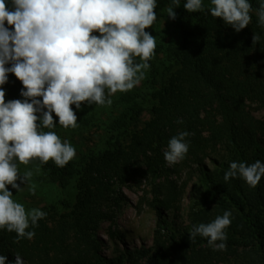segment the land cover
Instances as JSON below:
<instances>
[{"label":"trees","instance_id":"1","mask_svg":"<svg viewBox=\"0 0 264 264\" xmlns=\"http://www.w3.org/2000/svg\"><path fill=\"white\" fill-rule=\"evenodd\" d=\"M184 2L174 6L175 20L166 11L156 13L178 40L156 45L144 84L149 90L136 98L124 96V112L106 131L105 148L62 168L38 161L51 181L64 188L74 182L76 192L62 203L64 213L45 210L47 216L30 229L32 240L17 243L15 232L0 229V255L7 256V264H15L16 253L25 264H264V177L255 188L241 178L223 179L230 162H264V120L252 110L255 104L264 112V29L255 11L249 26L237 33L211 16L210 0H203L204 10L196 13L187 12ZM249 2L255 10L261 0ZM254 32L262 36L255 46ZM159 54L165 60L156 65ZM7 85L10 99H20L23 85L14 74ZM144 112L150 119L138 129ZM179 130L191 133L189 151L168 167L164 151ZM207 160L213 170L205 167ZM195 166L200 186L193 191L188 225H179ZM134 182H147L151 189L147 204L157 216L151 248L125 245L126 233L119 230L128 202L125 189ZM225 210L232 213L225 249H213L200 236L190 241L193 225L211 222ZM106 223L108 238L123 244L113 255L105 252L109 246L99 235Z\"/></svg>","mask_w":264,"mask_h":264},{"label":"clouds","instance_id":"2","mask_svg":"<svg viewBox=\"0 0 264 264\" xmlns=\"http://www.w3.org/2000/svg\"><path fill=\"white\" fill-rule=\"evenodd\" d=\"M179 3L170 0L164 9L168 18H177L174 6ZM183 7L189 13L204 10L203 0H185ZM156 8L157 0H0V229L15 232L17 243L32 240L35 231L30 229L47 216L40 208L26 210L9 190L10 185L18 193L28 188L35 194L33 172L21 173L20 165L53 161L66 166L77 153L52 131L57 127L53 113L59 126L75 128L78 117L72 105H111L115 93L128 92L143 81L156 49V37L146 31L157 20ZM208 11L237 33L249 26L255 11L264 29V0L255 10L249 0H210ZM261 40L254 32L253 46ZM10 74L22 82V100L5 102L2 86ZM190 135L179 130L170 138L164 151L169 165L185 157ZM262 177L264 162L233 161L223 179L227 183L241 178L255 188ZM231 217L225 210L211 222L193 225L190 241L200 236L213 249H225ZM0 264H7V256L0 255ZM15 264H25L19 253Z\"/></svg>","mask_w":264,"mask_h":264},{"label":"rangeland","instance_id":"3","mask_svg":"<svg viewBox=\"0 0 264 264\" xmlns=\"http://www.w3.org/2000/svg\"><path fill=\"white\" fill-rule=\"evenodd\" d=\"M168 3L169 0H157V8L155 9V12L157 14L163 13ZM146 31L156 37V45L169 44L178 40V34L174 28L169 26L161 17L154 22L151 28L146 29ZM164 60L163 55L159 54V56L154 59V63L156 65L162 64V61ZM149 72L150 68L146 70L143 81L134 89L128 92L115 93L111 97V105L105 104L100 106L93 104L89 106L87 102H85L82 104L81 109H76L75 105H72V108L78 117V126L75 128L69 127L65 129L59 126V118L53 113V118L57 127L52 129V131H55L62 141L68 140L72 144L77 153L74 158L81 157L84 153L90 151L98 153L105 148L106 131L124 112L126 106L124 96L131 95L136 98L138 95L143 96L145 92L147 93L149 88H146L144 84L147 79H149ZM2 87L6 92L5 102H8L11 100L8 95V85L6 84ZM144 97H146V95ZM20 99L22 100L23 97ZM38 99L42 100V97H38ZM252 110L256 118L264 120V112L258 110L257 105H252ZM149 119L150 115L147 112H144L140 118L138 129L144 127L145 122L149 121ZM204 165L209 170H213L215 167L210 160L205 161ZM170 166L171 165L168 164V167ZM194 169L195 173L193 179L188 182L186 192L180 204L179 217L177 219L179 225H188L190 207L195 197L193 191L196 186H200L199 175L196 171L197 166H195ZM28 170L33 172L30 183L34 185L35 194L33 195L28 188H25L24 191L18 193L16 189H13L9 185L8 188L12 191L16 202L23 204L26 210L36 207L45 211L49 208L56 207L57 211L59 210L60 213H64L65 208L62 206V203L71 198V193L75 191L74 182L64 188L60 184L51 181L42 171L38 161H33L29 165H20L21 173ZM186 177V173H182L179 177L180 181L183 182ZM147 185V182H134L125 189L128 202L125 205L122 220L119 222V230L126 233L125 245L133 249L142 247L151 248L154 246V233L157 228V216L154 210L147 204V199H152L151 194L149 193L151 189ZM21 187L23 188L25 185L21 184ZM146 193H148L147 196ZM169 215L172 217V212H170ZM108 226L109 223L104 224L103 230H101L99 235L109 246L105 249V252L109 255H113L115 253V248H122L123 244L119 241L110 240L108 238L105 232Z\"/></svg>","mask_w":264,"mask_h":264}]
</instances>
